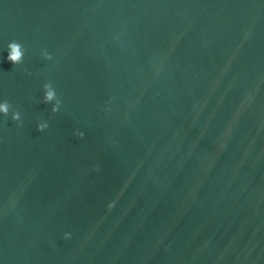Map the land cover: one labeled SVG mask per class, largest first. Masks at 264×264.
<instances>
[{"label": "water", "instance_id": "water-1", "mask_svg": "<svg viewBox=\"0 0 264 264\" xmlns=\"http://www.w3.org/2000/svg\"><path fill=\"white\" fill-rule=\"evenodd\" d=\"M5 100L0 264H264V0H0Z\"/></svg>", "mask_w": 264, "mask_h": 264}, {"label": "clouds", "instance_id": "clouds-1", "mask_svg": "<svg viewBox=\"0 0 264 264\" xmlns=\"http://www.w3.org/2000/svg\"><path fill=\"white\" fill-rule=\"evenodd\" d=\"M8 57L7 59L11 61L14 65H18L23 63L24 56L26 49L23 47V45L18 41H11L8 46ZM43 56L45 59H52V54L47 52L46 50L43 52ZM44 90L45 95L43 98L42 103H51L55 101V104L52 107V111L58 112L60 110V107L62 105V99L59 97L56 89L54 88L52 82H47L44 84ZM13 106L8 102L7 100L0 102V113L4 114V116H8V114L12 113V120L19 122V126H23V119L21 112L19 110L13 111ZM49 127V124L45 120H41L37 125V130L43 132L45 129ZM75 135H78L79 137L83 138L85 133L83 131L77 130ZM97 170H99V166H97ZM70 232L64 233V239H69L71 237Z\"/></svg>", "mask_w": 264, "mask_h": 264}]
</instances>
